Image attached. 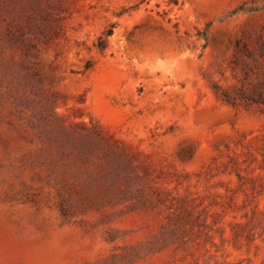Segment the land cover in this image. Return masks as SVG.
<instances>
[{
    "label": "rangeland",
    "instance_id": "rangeland-1",
    "mask_svg": "<svg viewBox=\"0 0 264 264\" xmlns=\"http://www.w3.org/2000/svg\"><path fill=\"white\" fill-rule=\"evenodd\" d=\"M27 3L2 0L0 27ZM56 19L35 56L0 46V264H264V104L221 97L264 89V0H65ZM53 109L150 167L137 208L62 214L57 177L25 164Z\"/></svg>",
    "mask_w": 264,
    "mask_h": 264
},
{
    "label": "trees",
    "instance_id": "trees-1",
    "mask_svg": "<svg viewBox=\"0 0 264 264\" xmlns=\"http://www.w3.org/2000/svg\"><path fill=\"white\" fill-rule=\"evenodd\" d=\"M2 0H0L1 5ZM65 0H28V9L32 16L26 25L15 26L10 23L0 27V39L7 37L8 44L0 46L17 47L23 51L25 57L35 56L41 46L49 44L53 39L52 32L56 29V17L61 16V9ZM238 9L244 10V7ZM39 15L42 22L31 23ZM30 23V25L28 24ZM33 26L44 27L31 36ZM109 29L106 35H110ZM104 42V39L102 40ZM239 47V43H237ZM106 45H101L104 49ZM221 97L228 103L236 105L239 101L247 100L251 103L264 104V89L254 86L251 91H242L240 95H232L227 91ZM23 101L27 105V101ZM49 104L56 106L57 101L48 99ZM56 121L28 123L30 128L37 130L41 147L33 159L26 161L31 167L39 166L48 177H57L56 192L60 198L59 205L64 216L73 215V208L79 205H92L96 197H105L110 202H129L137 208L141 204L139 195L150 183L151 170L138 157V154L126 147L114 134L102 126L94 124L91 127L83 125L80 131L65 125L63 116L54 109ZM33 141V140H32ZM139 194V195H138ZM159 194V193H158ZM182 208V207H181ZM183 221L186 217L179 215Z\"/></svg>",
    "mask_w": 264,
    "mask_h": 264
}]
</instances>
